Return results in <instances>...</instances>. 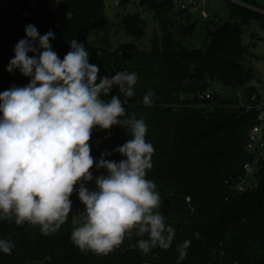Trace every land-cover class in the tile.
Segmentation results:
<instances>
[{
	"label": "trees",
	"instance_id": "16d2710c",
	"mask_svg": "<svg viewBox=\"0 0 264 264\" xmlns=\"http://www.w3.org/2000/svg\"><path fill=\"white\" fill-rule=\"evenodd\" d=\"M141 1L142 11L153 16L160 32L148 50L133 43L114 49L87 43L89 32L104 26L103 0H0V93L29 83L18 70H5L29 24L41 35L54 32L50 44L61 59L75 39L89 51V63L100 68L101 76L135 72V95L121 119L143 118L147 125L146 141L155 151L146 179L156 184L162 201L159 211L176 231L171 247L144 254L137 241L147 237H138L133 230L108 255L81 251L71 241L76 227L72 212L84 207L74 191L71 212L54 233L44 235L39 226L27 222L17 226L0 221V238L15 245L12 254L0 253V264H177V247L185 240L190 246L181 264H264V160L258 164L263 168L258 169L256 187L237 190L245 164L254 160L246 145L259 123L258 114L255 108L238 111L228 104L249 76L243 66L248 56L243 26L260 23L264 16L227 2L229 19L211 29L212 20L198 22L184 9L174 12L171 0ZM239 1L264 11L252 1ZM125 32L134 40L142 39L144 21L133 20ZM149 91L153 104L145 106L143 97ZM111 95H118V90L114 88ZM129 139L126 125L97 127L90 137V154L99 160L101 153L109 152L112 155L105 158L119 162L124 157L113 150ZM90 171L94 180L85 186L93 190L95 177L106 175V170L94 165Z\"/></svg>",
	"mask_w": 264,
	"mask_h": 264
},
{
	"label": "clouds",
	"instance_id": "9594fccd",
	"mask_svg": "<svg viewBox=\"0 0 264 264\" xmlns=\"http://www.w3.org/2000/svg\"><path fill=\"white\" fill-rule=\"evenodd\" d=\"M24 31L5 70H18L29 83L0 93V221L27 222L44 235L54 233L66 222L75 191L84 211L71 241L81 251L108 255L133 230L147 237L137 241L144 254L169 249L176 231L159 211L156 184L146 179L155 151L146 141L147 125L143 118L121 119L135 95L137 74L124 70L101 76L100 68L89 63L84 44L71 40L61 59L50 44L52 30L41 35L29 24ZM114 88L118 95H111ZM143 104H153L151 91ZM116 125H126L131 137L113 150L124 159L111 161L105 157L112 153L103 152L96 160L90 154L93 130ZM94 165L106 175L95 177V188L89 190L85 185L94 180ZM14 246L0 238V253L10 255ZM189 246L185 240L177 247V264Z\"/></svg>",
	"mask_w": 264,
	"mask_h": 264
},
{
	"label": "rangeland",
	"instance_id": "374dc122",
	"mask_svg": "<svg viewBox=\"0 0 264 264\" xmlns=\"http://www.w3.org/2000/svg\"><path fill=\"white\" fill-rule=\"evenodd\" d=\"M116 1H119L121 4L116 5ZM171 1L175 5L174 12L182 11L183 9H181V6L184 5L185 9L183 11L185 15L193 14L198 22L212 20L213 25H211V29L221 26L223 22L229 19L227 2H232L246 10L264 16V11L261 9H257L250 3H243L239 0H205L204 5H201L199 2L193 5L190 0ZM249 1L254 2L257 6L264 7V0ZM103 2L105 23L101 29L89 32L86 39L89 45L100 49H114L119 45L133 43L139 49L148 50L153 36H160L158 22L153 19L150 13L142 11L144 10V6L141 0H134V2L137 3H133L130 0H128L127 3H123V0H103ZM138 18L144 21L145 36L137 41L125 32V28L128 24L132 23L133 20ZM243 29L245 33L242 43L248 52V56L243 59V66L249 76L245 87L239 90L235 94L236 97L228 104L230 107L234 106L238 111L242 109L249 111L251 108H255V110L258 107L264 108V20L260 23L252 21L250 24L244 25ZM251 43H253L254 46L251 45ZM252 87L255 88L257 92L251 89ZM217 94H219V92H217ZM260 126L264 127V121ZM263 152L262 149H259L258 152H251L254 156V160L251 163L245 164V166L249 167V171H245V176L241 185L246 187L253 184L256 187L258 180L257 172L259 169L258 164L264 160L259 159L258 155ZM262 168L263 166L261 165L260 169ZM83 211L84 207L75 209L72 212L76 227L82 222L79 214Z\"/></svg>",
	"mask_w": 264,
	"mask_h": 264
},
{
	"label": "built area",
	"instance_id": "2783aa9c",
	"mask_svg": "<svg viewBox=\"0 0 264 264\" xmlns=\"http://www.w3.org/2000/svg\"><path fill=\"white\" fill-rule=\"evenodd\" d=\"M131 2L133 3H137V2H134V0H130ZM191 4L195 5L196 2H199L201 5H204L205 3V0H190ZM116 5H119V1H116L115 2ZM181 9H185V6L182 5L181 6ZM205 98H209V96H206ZM263 111H264V108L262 107H258L256 108V112H257V120H258V124L255 125L250 134H249V141L246 145V150L248 152H252V151H255V152H258L259 149H262L264 151V127H261L260 125L263 123L264 121V115H263ZM259 159H264V152L263 153H260L259 155ZM245 171H249V167L248 166H245L244 167ZM251 187H255L253 184L250 185V186H243V185H239L237 187V190L239 192H245L248 188H251Z\"/></svg>",
	"mask_w": 264,
	"mask_h": 264
}]
</instances>
